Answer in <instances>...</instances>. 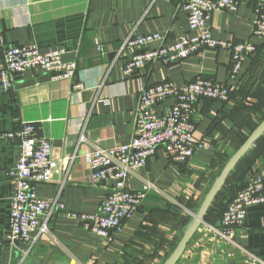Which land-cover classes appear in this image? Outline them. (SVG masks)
<instances>
[{
	"label": "crops",
	"instance_id": "obj_1",
	"mask_svg": "<svg viewBox=\"0 0 264 264\" xmlns=\"http://www.w3.org/2000/svg\"><path fill=\"white\" fill-rule=\"evenodd\" d=\"M178 2L0 0V71L7 46L29 43L44 49L62 47L67 51L65 59L78 64L73 80H55L41 69H28L9 91L0 81V132L14 131L23 121L34 122L39 134L51 139L55 155L76 156L68 172L37 186L40 196L60 197L70 211L96 213L113 180L94 184L85 154L96 144L113 147L131 141L143 83L170 80L182 86L199 76L228 81L231 59L226 49H208L178 63H149L134 75L124 74L127 60L119 57L118 51L128 35L160 32L172 42L188 33V17ZM254 20L253 6L247 1L241 2L237 12L216 11L213 15L215 38L252 40L259 52L247 59L236 80L229 81L236 87L231 102L201 100L196 104L195 136L209 139L211 146L199 149L183 163L170 160L159 147L129 181L134 190L146 183L155 187L112 242L94 235L80 219L55 212L48 222L50 232L34 244L22 245L24 250L31 249L29 256L41 259V264L50 256L48 264H122L139 239L152 236L154 230L167 236L168 245L174 243L227 157L264 119V38L252 36ZM76 82L83 83L81 91L75 90ZM171 103V99L165 101L158 111ZM19 144V139L0 138V264H18L22 256L20 251L11 250L6 239L14 191L9 172L19 158ZM243 159L251 161L250 166L238 164L212 207L215 212L211 219L197 230L177 264H252L251 254L264 259V203L248 209L244 225L236 228L235 243L210 229L220 225L223 206L241 182L260 176L264 170V135ZM164 220L167 224L162 223Z\"/></svg>",
	"mask_w": 264,
	"mask_h": 264
},
{
	"label": "built area",
	"instance_id": "obj_2",
	"mask_svg": "<svg viewBox=\"0 0 264 264\" xmlns=\"http://www.w3.org/2000/svg\"><path fill=\"white\" fill-rule=\"evenodd\" d=\"M178 5L187 14L188 33L174 41L160 32L128 35L118 51L127 62L123 68L126 76L134 75L149 63L181 62L208 49H226L231 65L228 81L197 77L179 86L165 80L156 84L143 83L136 109L135 132L129 143L113 147L96 144L85 154L92 171V182L99 184L113 180L110 192L96 213H81L67 209L60 197L40 196L37 186L49 183L55 176L68 172L75 155L59 157L54 154L53 143L39 134L34 122L23 121L14 131L0 132V138L19 139L20 154L16 165L9 172L13 178L14 191L11 197L7 244L12 251H20V262L30 255L24 250L25 243H35L39 237L50 232L49 220L55 212H66L80 219L96 236L112 242L122 233L126 223L141 208L150 189L146 183L142 189L130 188L129 181L163 147L170 160L188 162L201 148L211 146L209 139L198 140L195 136L197 123L193 116L196 104L204 99L231 102L236 80L247 59L257 52L252 40H221L213 35L212 20L216 11L237 12L241 2L251 3L255 12L252 36L264 38V0H178ZM0 40L2 37L0 36ZM101 50V45H99ZM66 49L51 46L46 49L36 43L9 45L4 52V66L0 81L4 90L15 86L17 79L28 69H41L51 78L73 80L78 71L75 60H66ZM75 90L81 91L83 83L76 82ZM171 99L172 103L158 111V106ZM251 97L247 99V102ZM81 135V140H84ZM264 203V170L258 177H251L225 209L219 226H210L217 235L229 243L236 228L244 225L248 209ZM252 264H264V259L250 255ZM81 264V263H77Z\"/></svg>",
	"mask_w": 264,
	"mask_h": 264
},
{
	"label": "water",
	"instance_id": "obj_3",
	"mask_svg": "<svg viewBox=\"0 0 264 264\" xmlns=\"http://www.w3.org/2000/svg\"><path fill=\"white\" fill-rule=\"evenodd\" d=\"M264 135V119L258 125V127L249 135L247 140L238 148L233 155L228 159L225 165L222 167L220 173L216 176L211 184L207 194L205 195L200 207L189 216V223L185 226L183 234L178 243L165 259L163 264H177L184 255L187 246L197 230L206 221L207 215L215 204L218 196L223 188L226 186L229 178L232 176L236 167L240 161L246 156V154L256 145V143ZM51 256L48 257L43 264H48ZM42 261L39 258L28 256L22 264H41ZM56 264H67L65 262L58 261ZM248 264V263H243Z\"/></svg>",
	"mask_w": 264,
	"mask_h": 264
},
{
	"label": "rangeland",
	"instance_id": "obj_4",
	"mask_svg": "<svg viewBox=\"0 0 264 264\" xmlns=\"http://www.w3.org/2000/svg\"><path fill=\"white\" fill-rule=\"evenodd\" d=\"M163 216L167 219L170 218L166 213ZM162 223L167 224V220ZM160 232L154 230L152 236L141 237L139 243L127 252L122 264H163L181 238L183 230H179V234L173 241L174 243L170 245L166 243L167 236L164 237V234Z\"/></svg>",
	"mask_w": 264,
	"mask_h": 264
},
{
	"label": "trees",
	"instance_id": "obj_5",
	"mask_svg": "<svg viewBox=\"0 0 264 264\" xmlns=\"http://www.w3.org/2000/svg\"><path fill=\"white\" fill-rule=\"evenodd\" d=\"M258 52H259V47L257 48V52H256V54H258ZM203 77V76H202ZM204 78H206V77H204ZM209 79H211V78H209ZM195 80V79H194ZM251 94V93H250ZM236 96V91H234L233 93H232V99L234 98ZM204 100H212V99H204ZM212 101H214V100H212ZM244 104V103H243ZM255 128H257V127H255L254 126V130H255ZM249 137V136H248ZM247 137V138H248ZM247 138L245 139V141L247 140ZM244 141V142H245ZM243 142V143H244ZM242 143V144H243ZM242 145H240L238 148H240ZM235 152V151H234ZM233 152V153H234ZM233 153H232V155H233ZM231 155V156H232ZM230 155H229V157H227V159H226V161L222 164V167L225 165V163L228 161V159L231 157ZM250 162L251 161H249V160H246L245 161V159H242L241 161H240V163H245V164H247L248 166H250ZM222 167H221V169H222ZM221 169L219 170V173H220V171H221ZM218 173V174H219ZM233 176V175H232ZM232 176L229 178V180H228V182H227V184L229 183V181H230V179L232 178ZM246 179V178H245ZM243 180L241 183H242V185H241V187L236 191V193L229 199V201L223 206V209H222V211H221V213H220V220H222V215H223V212L225 211V209L229 206V204L234 200V198L236 197V195L238 194V192L239 191H241L245 186H246V184H247V181H248V179H246V180ZM226 184V185H227ZM222 194H223V192L221 191V193H220V195L218 196V198H217V200L218 199H220V197L222 196ZM215 212V209L214 208H212L211 210H210V212L208 213V215H207V220H210L211 219V215H212V213H214ZM189 221H190V219H189V216L187 217V222L184 224V228H185V226L189 223ZM184 228H182V230L184 231Z\"/></svg>",
	"mask_w": 264,
	"mask_h": 264
}]
</instances>
